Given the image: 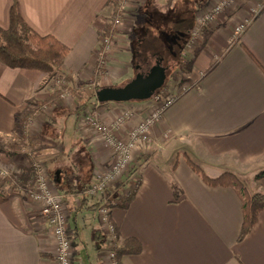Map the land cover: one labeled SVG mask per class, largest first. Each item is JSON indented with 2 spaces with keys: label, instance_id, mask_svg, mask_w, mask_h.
<instances>
[{
  "label": "crops",
  "instance_id": "1",
  "mask_svg": "<svg viewBox=\"0 0 264 264\" xmlns=\"http://www.w3.org/2000/svg\"><path fill=\"white\" fill-rule=\"evenodd\" d=\"M15 1L23 19L36 33L53 35L70 49L65 76L72 89L87 85L80 89L82 105L85 102L87 105L79 110V101L74 98L73 110L69 105L60 106L61 102L49 107L45 104L58 91L54 80H47L42 71L13 69L0 63V136L17 132V115L26 109L33 112L25 126H31L32 121L39 124L36 136L32 137L44 142L43 136L52 142L53 147L43 148L50 155L47 165L51 184L65 196V210L70 213L74 264H112L96 214L102 197L82 202L75 191L84 183L88 186L96 183L105 170L103 165L112 164L114 155L99 135L96 134L95 143L88 142L84 133L87 130L81 127L80 120L87 114L90 103L92 107H100L98 118L109 126L120 111H136L125 129L117 132L126 138L130 128L145 116L146 111L141 113L137 109L146 104L135 101L101 104L91 98L93 90L88 85H94L98 78L102 87L130 80L137 68L146 67L136 64V52L148 39L154 38L165 54L176 52L172 47L175 41L169 37L172 31L149 28L146 6L150 0L130 1L118 26H112L120 10L116 0H0L3 29L9 27ZM173 1L158 0V3L166 8ZM214 2L209 0L194 10L186 30L185 22L175 25L174 29L185 30L183 40L188 42L199 13ZM253 7L258 9L256 15L251 11ZM247 18L252 20L250 25L239 39H233L236 26ZM110 29H113L112 47L101 75L97 73V52L103 35ZM181 53L189 63L192 85L180 93L152 130L153 143L161 146L162 141L174 140L191 144L195 150L204 152L211 176L233 171L252 174L249 191L264 193V179H255L264 171V0H237L232 10L204 30L199 45L188 51L184 47ZM167 56L169 62L173 61ZM161 59L166 61L157 57L154 63ZM213 65L214 69L207 73ZM176 91L181 92V88ZM41 106L52 111L62 134L66 133L65 117L76 113L72 126L75 138L71 143L68 141L67 145L60 136L56 138L54 132L58 128L46 120L48 113L43 114ZM162 162L161 156L145 162L137 159L133 175L129 180L125 178L128 186L120 188L123 195L134 186L136 194L130 204L112 210L111 220L118 229L120 242L135 239L142 251L138 255H125L117 262L264 264V211L251 232L239 242L243 210L237 193L232 188L207 185L188 165L186 157L179 158L175 169L174 163L166 161L164 166ZM172 181L182 191L179 199L174 196ZM25 205L18 196L0 203V264H56L54 237L40 209Z\"/></svg>",
  "mask_w": 264,
  "mask_h": 264
},
{
  "label": "built area",
  "instance_id": "2",
  "mask_svg": "<svg viewBox=\"0 0 264 264\" xmlns=\"http://www.w3.org/2000/svg\"><path fill=\"white\" fill-rule=\"evenodd\" d=\"M132 0H119V14L112 22V26H118L122 23V15L126 5ZM237 0H215L207 9L199 13L196 23L190 32V38L185 46V50H191L200 44L204 30L213 25L218 18L232 10ZM251 11L254 15L258 13V9L253 7ZM251 18L244 19L235 28L233 39H239L251 23ZM112 35L102 37L101 48L97 52V60L99 70L98 74H104L107 66V55L112 47ZM67 77L64 76L57 80L58 83H64ZM56 81V82H57ZM192 85V84H191ZM189 87L181 88V92L169 90L159 91L153 96V107L149 115L142 120L136 127L132 129L130 135L126 139L118 137L117 133L96 118H89V124L99 135L101 140L111 149L114 155V162L111 167L105 171L98 181L87 189L86 195L89 198H97L101 196V202L96 210L97 219L101 226L106 246L108 248V256L112 264L117 262L114 247L117 241L116 228L111 220V213L115 207L122 204V198L127 196L133 189H129L119 198L107 196V191L111 189L120 180L130 179L135 169L137 151L146 152L152 143V130L161 122L165 112L178 100L180 93L188 90ZM65 93L62 94V97ZM133 115L132 111H124L114 122V128H122ZM32 167L36 175V184L33 188L32 200L39 204L41 215L46 223L47 228L51 231L55 241V263L56 264H74L73 258V240L70 231V216L65 210V196L56 192L51 184L49 175L46 172V164L43 157L33 160ZM0 177H10L5 169L0 170Z\"/></svg>",
  "mask_w": 264,
  "mask_h": 264
},
{
  "label": "trees",
  "instance_id": "3",
  "mask_svg": "<svg viewBox=\"0 0 264 264\" xmlns=\"http://www.w3.org/2000/svg\"><path fill=\"white\" fill-rule=\"evenodd\" d=\"M116 2H118L119 4V0H116ZM189 29L190 27L187 28V30ZM112 30L113 29H110L103 36L110 35ZM186 44L187 41H185V39L177 40L172 43V47L176 49V52H169L165 54L156 45L155 41L152 42L151 39H148L140 47L141 51L137 50L136 52V64L138 66H151L154 64V59L157 57L165 58L166 61H170L167 60V55L169 54L171 58H173V61L176 62V65L179 66L181 65L180 54ZM69 51L70 49L61 41H59L55 36H42L36 33L23 19L19 4L16 1L14 2L10 11L9 27L7 29H3L0 27L1 64L13 69L21 68L42 71L47 74V80L57 81L65 76V60L69 54ZM214 67L215 65L209 68L207 70V73H210L214 69ZM98 70L99 67L97 68V71ZM95 81L96 83L94 85L91 98H95L96 92L102 88V86L99 85L100 79L98 78ZM86 86L87 85H83L79 88L71 89L72 96L77 101H79V110L82 109L84 105H87V102L82 105V99L80 96V89L86 88ZM59 101L60 91L58 90L51 94L50 100L45 105L60 103ZM40 109H42V106L40 107ZM32 114L33 112L30 109H26L21 114L16 116L17 131L23 132L26 123L29 121V119L32 118ZM25 142L28 143L30 147H32V151H38L41 149L42 141L40 139L28 136ZM178 161L179 160L177 159L173 167L174 169L178 165ZM186 161L188 165L192 168V170L195 173L199 174L203 181L210 187L232 188L237 193V195L241 199L243 210V225L239 236V242L243 241V239L251 232L253 227L257 224L260 213L264 211V193H251L248 189L246 181L242 180L241 178H239V176L234 173L224 172L216 177H213L207 174L206 171L200 165L195 163L191 158L186 157ZM24 173L25 174H23L22 179L24 180V178H27V180H31L30 185H33L35 179L33 171L31 169H27L24 171ZM255 179H264V171L257 174ZM12 182V178L8 177L5 178L4 184H9ZM91 186L92 185L88 186L86 183H84L79 190L75 191V193H78L81 196L82 202H87L89 200V197H87L86 195V191ZM127 186V180H124L121 183L118 182L107 191V196L112 198H119L121 197L120 188ZM171 187L174 191L175 198L179 199L182 195L180 187L174 181H172ZM135 194L136 190H132L131 192H129L127 196L122 198V204L120 206H126L127 204H130L131 201L134 199ZM8 197L9 196L4 192L3 187L0 186V203L7 201ZM99 204L97 205L99 206ZM97 205H93L92 207H96ZM115 228L117 241L114 247V252L118 261H121V258L125 255L140 254L142 251L141 244L135 239H128L121 243L116 225Z\"/></svg>",
  "mask_w": 264,
  "mask_h": 264
},
{
  "label": "rangeland",
  "instance_id": "4",
  "mask_svg": "<svg viewBox=\"0 0 264 264\" xmlns=\"http://www.w3.org/2000/svg\"><path fill=\"white\" fill-rule=\"evenodd\" d=\"M209 0H174L173 3L166 7V8H162L161 5L158 3V0H150V2L148 3V5L146 6L147 9V17L148 19L146 20L147 23L150 24L149 28L152 30H156V29H166L168 31H172L169 34V37L172 38V40H181L182 37H185V30H186V25L189 23L192 15L191 13L194 12V10H197L199 6L204 5L205 3H207ZM144 16V15H143ZM146 18V16H145ZM179 21L181 23H184V27L185 30H179V28L174 29L175 25L177 23H179ZM180 23V24H181ZM144 28H148L147 25L144 26ZM151 38V37H150ZM152 42L154 41V38L151 39ZM180 60L182 61V65L183 67H176V62L175 61H171V62H167V64H169L168 70H167V75H169L167 77L166 83L164 85V87L161 89V91L163 90L164 92H167L169 90H173L176 91L182 87H189L191 85V81L189 79V66H187L186 62V57L184 55H182V53L180 54ZM185 61V62H183ZM165 66V63H163ZM139 72V68L136 69L134 71V74L132 76V78L130 80H132ZM149 72V71H148ZM69 78H67V80H65L64 83L60 82L58 83V81L54 82L56 84V88L60 91V106L61 105H69L71 107V110H73L72 108H74V97L72 96L71 93V85L70 82L68 81ZM100 79V78H99ZM101 80V79H100ZM130 80H127L125 82H123L122 84L118 85H124L127 82H129ZM96 82V81H95ZM95 85V84H94ZM94 85L93 84H89L88 88L90 90L94 89ZM93 92V91H92ZM65 93V96L62 97V94ZM96 99V97H95ZM153 98H151L150 100L147 101H135L136 103H145V107L142 109H137V111H141V113H143L145 116L142 117L141 121L139 123L142 122V120L145 119V117L147 115L150 114V112L152 111V107H153ZM90 108L87 110V114L83 117L82 121L80 120V125L81 127L85 126L87 132L85 133V136H87V140L88 142H96V132H94V128L89 124L88 119L89 118H96L99 122H101L103 125L105 126H109L108 124H105L104 122L99 120V116H100V107H92L91 103L89 104ZM49 106V105H48ZM48 106L42 107V113L45 114V112L47 111L48 115L46 117V120L50 123H54V125L58 128V130H56V132H54L56 134V138L58 136H60V140L63 139L62 141L65 140V143H67L68 145V141L69 143L72 142V140H74L75 138V134L74 131H72V126L75 123V120L77 118L76 113L74 114H69V116L65 117L64 119V127H66V133L62 134L60 128H62L60 125H57L55 121V117L51 116L53 113L52 111L48 108ZM50 107V106H49ZM144 109V110H143ZM128 111H131L129 109H127ZM127 110H122L120 111V113H118V116L114 117L113 120V125L109 126L110 128H112V130H114L115 133H117L118 131H122L125 129V125L131 120H128L126 122V124L120 128V129H116L114 128V122L116 119H118L120 116V114H122V112L127 111ZM143 110V111H142ZM63 110H58V112H62ZM136 112V111H135ZM133 112V115H136V113ZM51 116V117H49ZM55 116V115H54ZM97 116V117H96ZM131 117V118H132ZM85 118V120H84ZM138 123V124H139ZM60 124V123H59ZM63 124V123H62ZM137 124V125H138ZM136 125V126H137ZM136 126H132V128H130V130L128 131V136L126 138L129 137L130 132L132 131V129ZM39 130V124H35L32 121L31 126H25V128L23 129V132L21 131H17L15 132L13 135L10 136H0V170L1 169H5L6 171L9 172L10 174V178H12L13 182L12 183H5V178H1L0 177V186L3 187L4 192L10 197V196H18L21 198V200L23 201V203L27 206H34L35 208H39L40 206L39 204L35 203L32 200L31 194L33 191V188L35 187L36 184V175H35V171L32 167V162L34 159L39 158V157H43L44 159V163L46 164V172L49 175V169H48V159L50 158L47 153V151L45 152L43 147H47V146H51L52 142L49 139H46L45 137H42V140H44V142H41V149L38 151H32V147L29 146L28 143L25 142V140H27L28 136H36V132ZM72 131L74 136H71L72 133L70 132ZM61 133V134H60ZM98 135V134H97ZM118 137L121 139H126L125 137H121L119 136V134L117 133ZM38 136V135H37ZM25 143V144H24ZM53 147V145L51 146ZM138 153H135L136 156V160L140 159L142 160V162H145L149 159H154V158H159L161 156V162L162 160H164L161 164L165 166V164L168 163H174L176 162V160L179 158L184 159L185 157H189L191 159H193V161L195 163H197L198 165H200L207 174H209L210 176L213 175L212 171L208 169L207 165H206V161H205V155L204 152L202 150H195L193 148V145L191 144H181L179 141H162L161 146L156 145L153 143H151L150 147L146 150V152H142L137 151ZM167 161V162H166ZM203 162V163H202ZM112 164H108V165H103V170L107 171ZM174 166V165H173ZM225 167V166H222ZM228 169H230V171L233 170V168L231 166L227 167ZM226 168V169H227ZM27 169H31L33 171V175H34V184L30 185L31 180H27V178H24V180L22 179V176L25 170ZM221 169V168H220ZM104 171L102 173H104ZM234 174H236L237 176H239V178H241L242 180L247 181V186L248 189H251V182L250 179H252V174H247V175H243V174H239L233 171ZM8 178V177H6ZM50 181H51V177L49 175ZM22 179V180H21ZM125 180V179H123ZM134 189V186H132ZM130 189V190H131ZM25 205V206H26ZM68 213V211H67ZM68 215L70 216V213H68ZM83 230V229H82ZM87 245L89 246L90 243L87 242Z\"/></svg>",
  "mask_w": 264,
  "mask_h": 264
},
{
  "label": "water",
  "instance_id": "5",
  "mask_svg": "<svg viewBox=\"0 0 264 264\" xmlns=\"http://www.w3.org/2000/svg\"><path fill=\"white\" fill-rule=\"evenodd\" d=\"M167 70L168 67L163 66L161 59L147 74L138 73L124 85L102 87L96 92V99L101 104L150 100L164 87L168 77Z\"/></svg>",
  "mask_w": 264,
  "mask_h": 264
},
{
  "label": "flooded vegetation",
  "instance_id": "6",
  "mask_svg": "<svg viewBox=\"0 0 264 264\" xmlns=\"http://www.w3.org/2000/svg\"><path fill=\"white\" fill-rule=\"evenodd\" d=\"M167 62L168 61H163V63H165V66L166 67H169V64H167ZM156 64V62L153 64V65H155ZM152 65V66H153ZM164 65V64H163ZM152 66H150V65H146V67H141V68H139V72L138 73H144V74H147L148 73V71L151 69V67Z\"/></svg>",
  "mask_w": 264,
  "mask_h": 264
},
{
  "label": "bare ground",
  "instance_id": "7",
  "mask_svg": "<svg viewBox=\"0 0 264 264\" xmlns=\"http://www.w3.org/2000/svg\"><path fill=\"white\" fill-rule=\"evenodd\" d=\"M158 92H159V91H158ZM158 92H157V93H158ZM157 93H156V94H157ZM152 98H153V97H152Z\"/></svg>",
  "mask_w": 264,
  "mask_h": 264
}]
</instances>
